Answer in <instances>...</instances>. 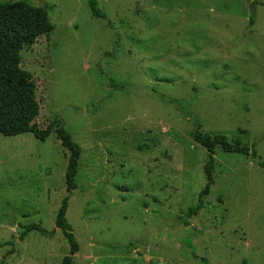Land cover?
I'll return each mask as SVG.
<instances>
[{
    "label": "rangeland",
    "instance_id": "374dc122",
    "mask_svg": "<svg viewBox=\"0 0 264 264\" xmlns=\"http://www.w3.org/2000/svg\"><path fill=\"white\" fill-rule=\"evenodd\" d=\"M24 1L54 26L20 53L35 122L59 120L81 156L67 192L55 132L0 134V264L61 263L65 198L73 264H264V0H97L105 18L88 0ZM197 124L259 160L217 148L214 185L184 226L206 183ZM32 224L45 234L20 241Z\"/></svg>",
    "mask_w": 264,
    "mask_h": 264
},
{
    "label": "trees",
    "instance_id": "16d2710c",
    "mask_svg": "<svg viewBox=\"0 0 264 264\" xmlns=\"http://www.w3.org/2000/svg\"><path fill=\"white\" fill-rule=\"evenodd\" d=\"M88 8L93 17L105 18L97 6V0H88ZM253 24V16L250 25ZM54 29L44 8L28 2L14 1L0 3V134L5 137L31 133L36 139L44 141L52 132H55L68 153L65 173L67 192L75 189V177L81 148L75 143L63 124L53 121L44 128L35 122L39 115L40 106L36 99V84L31 73L21 68L20 53L32 46L40 36L50 33ZM198 126L193 132V141L203 147L207 154V161L203 166L205 186L198 195V202L191 206L181 222L188 226V219L198 215L204 205V199L209 195L214 185L213 171L215 166V150L219 148L225 153L240 154L259 160L256 149L244 145L239 140H228L222 134L201 132ZM264 173V164L258 162ZM68 198L63 199L55 216V227L62 233L68 244V252L60 264H73L75 254L79 251L78 243L72 233V228L66 220ZM18 238L20 241L32 231L45 234L40 225L32 224L21 227ZM12 253L9 250L2 258L6 259Z\"/></svg>",
    "mask_w": 264,
    "mask_h": 264
}]
</instances>
